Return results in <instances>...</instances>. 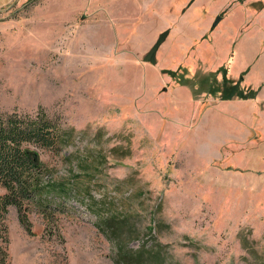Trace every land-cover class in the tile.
Returning a JSON list of instances; mask_svg holds the SVG:
<instances>
[{"label": "rangeland", "instance_id": "obj_1", "mask_svg": "<svg viewBox=\"0 0 264 264\" xmlns=\"http://www.w3.org/2000/svg\"><path fill=\"white\" fill-rule=\"evenodd\" d=\"M40 111L7 264H264V0L0 5V114Z\"/></svg>", "mask_w": 264, "mask_h": 264}, {"label": "trees", "instance_id": "obj_2", "mask_svg": "<svg viewBox=\"0 0 264 264\" xmlns=\"http://www.w3.org/2000/svg\"><path fill=\"white\" fill-rule=\"evenodd\" d=\"M52 133L43 111L32 118L16 112L0 114V185L4 188L0 193V264L8 263L7 226L4 224L8 205L16 206L20 222L29 227L23 203L39 190L41 167L35 155H30L26 143H47ZM241 241L247 242L245 238ZM152 253L155 257L159 255L154 250Z\"/></svg>", "mask_w": 264, "mask_h": 264}, {"label": "crops", "instance_id": "obj_3", "mask_svg": "<svg viewBox=\"0 0 264 264\" xmlns=\"http://www.w3.org/2000/svg\"><path fill=\"white\" fill-rule=\"evenodd\" d=\"M11 0H0V5L6 4L10 2Z\"/></svg>", "mask_w": 264, "mask_h": 264}, {"label": "water", "instance_id": "obj_4", "mask_svg": "<svg viewBox=\"0 0 264 264\" xmlns=\"http://www.w3.org/2000/svg\"><path fill=\"white\" fill-rule=\"evenodd\" d=\"M216 19H215V21H214V24L217 22V20L219 19L217 16L215 17Z\"/></svg>", "mask_w": 264, "mask_h": 264}]
</instances>
